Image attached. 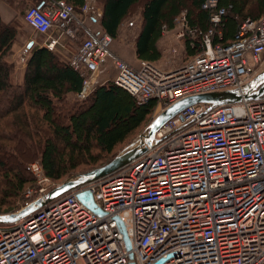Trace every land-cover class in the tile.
<instances>
[{"label": "built area", "instance_id": "obj_1", "mask_svg": "<svg viewBox=\"0 0 264 264\" xmlns=\"http://www.w3.org/2000/svg\"><path fill=\"white\" fill-rule=\"evenodd\" d=\"M81 10L78 16L67 0H51L46 8L28 7L24 20L44 37L43 46L60 52L61 39H76L87 19L102 15L93 0ZM224 10L211 14L215 24L203 33L201 52L170 68L141 59L136 69L114 57L113 82L139 103L156 100V111L191 95L243 87L264 68V14L241 21L233 39L215 42ZM173 31L196 35L185 11ZM169 32L164 25L163 35ZM112 40L107 32L90 34L68 57L83 76L78 98L101 83ZM205 108H184L156 132L155 144L118 170L0 222V264H264V97ZM29 167L36 182L26 187L22 208L61 184L38 160ZM85 191L95 208L79 197Z\"/></svg>", "mask_w": 264, "mask_h": 264}, {"label": "trees", "instance_id": "obj_2", "mask_svg": "<svg viewBox=\"0 0 264 264\" xmlns=\"http://www.w3.org/2000/svg\"><path fill=\"white\" fill-rule=\"evenodd\" d=\"M30 1L41 8L47 2ZM67 1L76 11L85 3ZM141 1L142 26L135 53L138 59L148 61L162 58L164 25L173 31L175 18L182 11L196 30V35L187 33L181 38L185 59L204 49L202 36L215 24L211 21L214 10L225 9L217 23L221 35L216 31L212 36L215 42L233 39L241 21L264 14V0H217L215 7L203 6L206 0H103L101 30L117 38L131 8ZM19 27L13 18L6 21L0 13V212L3 206L4 211H14V201L36 181L31 162L38 160L44 173L55 181L102 166L116 156L117 146L147 121L157 105L154 99L139 103L113 80L98 84L87 98H78L82 74L58 51L45 46L32 45L22 78L15 80L7 55ZM104 158L107 160L102 162ZM81 165L89 168L75 171Z\"/></svg>", "mask_w": 264, "mask_h": 264}, {"label": "water", "instance_id": "obj_3", "mask_svg": "<svg viewBox=\"0 0 264 264\" xmlns=\"http://www.w3.org/2000/svg\"><path fill=\"white\" fill-rule=\"evenodd\" d=\"M33 41H30L28 47H31ZM264 97V68L254 78L247 82L241 88H230L220 91L201 93L197 95H191L185 97L174 104L168 106L161 111L151 121L149 126L141 133L140 138L135 141L130 147L126 148L123 152L116 155L110 162L93 168L91 170L78 173L70 178H67L58 186L54 187L46 194L42 195L38 199L32 201L28 205L24 206L20 210L11 213L0 214V222L7 223L19 220L22 217L29 215L37 211L42 206L46 205L49 201L54 200L60 195L70 191L71 189L80 186L89 181L98 179L104 175H107L113 171L123 167L131 160L142 154L153 144L156 143V132L171 118L192 104L206 105L204 112H208L220 105L227 103L239 102L242 100L260 99ZM79 197L91 208H95L96 203L94 201L93 194L89 191H85L79 194ZM101 213L100 209H96ZM130 264H134L131 262Z\"/></svg>", "mask_w": 264, "mask_h": 264}, {"label": "rangeland", "instance_id": "obj_4", "mask_svg": "<svg viewBox=\"0 0 264 264\" xmlns=\"http://www.w3.org/2000/svg\"><path fill=\"white\" fill-rule=\"evenodd\" d=\"M93 2H95V5L101 9L103 0H93ZM32 5H35V4L33 1H30V0H27V1L24 0L23 2H22V0H15L14 1V6H13L14 8L12 11V13L14 14L13 19L15 22L18 23V25L20 27L18 29L17 39H16L15 43L12 45L11 49L9 50L7 58H8L10 66H11V71H12L11 75L15 80H20L22 78L23 71L25 68V67H23V64L26 62V56L32 47L31 46L29 49L27 47L28 43L31 40H33L32 38H34L36 40L34 45L38 44V42L42 43V41L44 39V37L42 35L34 34L30 30L29 26L27 25V23L25 22V20L23 18L26 9ZM75 13L78 16H83V13L81 12V10L75 11ZM141 13H142V1L135 4L131 8L128 16L124 19L122 26L120 27L118 37L113 39L112 43L110 44V47L112 49L114 46H116L118 51L121 50L124 53L125 57L128 56L129 58H131L132 60L129 59V60L133 61L131 63V65L136 69L140 67L139 66L140 62L134 58L133 51L130 48V45H131L130 43L136 38V36L139 32V27H140L141 20H142V14ZM130 24H132V25H130ZM83 37L84 36L80 37L79 39L76 38V39L71 40L74 42V45H72V47H70L69 49L75 52L76 51L75 49L81 43ZM182 42H183L182 39L177 37L175 31H171L166 36H164L160 40V46L162 47V50H163V56L160 60H158V62L164 64L167 68H170V67L178 65L177 62L185 61V57H186L185 54L181 55V53H180L178 56H176L174 53H172V48L174 46L181 48ZM75 44L77 46H75ZM121 45H123V48H121ZM72 51H70V55H71ZM109 57H108L105 65L103 66L101 74H100L101 76H103V78L107 77L106 80L113 79V77L116 73L114 58L109 59ZM101 79L102 78L99 77V81L101 83L106 82V80L102 82ZM156 109L157 108H155L154 111L149 115L147 121H145L123 143H121L117 146L116 151H115L117 153L116 155L123 152L126 148L130 147L131 144H133L135 141H137L140 138L141 133L145 131V129L149 126V124L154 119V117H156L159 114L158 112H160V111H156ZM106 160H107V158H104V160L102 162H105ZM99 163H101V161L98 162L97 164H99ZM87 167L89 168V166L81 165L75 171L82 170V169H85ZM81 172H85V171L76 172L75 174H72L68 178H70V177H72L78 173H81ZM66 179H64L62 181H58V182L62 183ZM35 182L30 184V185H27V186L34 185ZM25 190H26V188L24 189V191ZM24 191L21 194V196L19 197V199L17 201L16 200L14 201L15 204L17 203L15 210L13 209L14 211H10V210L4 211L6 209H4L5 206H3V211L0 212V214L11 213V212H16V211L20 210L26 202Z\"/></svg>", "mask_w": 264, "mask_h": 264}, {"label": "crops", "instance_id": "obj_5", "mask_svg": "<svg viewBox=\"0 0 264 264\" xmlns=\"http://www.w3.org/2000/svg\"><path fill=\"white\" fill-rule=\"evenodd\" d=\"M50 1H51V0H47V2L43 4V8H46V7L50 4ZM13 6H14V4H13V0H11L10 2H6V1H4V0H0V13H1V16L3 17L4 20L8 21V20H10V19L13 18V16H14V14L12 13L13 8H14ZM141 24H142V20H141ZM141 24H140L139 29H140L141 26H142ZM27 25H28V24H27ZM130 25H132V24H130ZM28 26H29V25H28ZM121 26H122V25H121ZM29 28H30V30H31L34 34H38V33H36V32L33 30L32 27L29 26ZM100 32H102V30H101V27H100L99 18H89V19L86 20V27H85V29H84L82 32L79 33L77 39H79V38L82 37V36L86 37V36H88V35H90V34H94V33H95V34H98V33H100ZM84 37H83V38H84ZM32 39H33V40H31V41H33V44H32V45H34V43L36 42V40H35L34 38H32ZM81 39H82V38H81ZM61 40L63 41L64 48H63V49L61 48L59 54H60L64 59L68 60V57L70 56V51H72V50H70L69 48L72 47V45H74V42L71 41V40L68 39V38H63V39H61ZM135 42H136V38L130 43V44H131V45H130V48H131L132 51H133L134 58H135L137 61H139L140 59L137 58L136 53H135ZM28 44H29V43H28ZM36 45L43 46V44L40 43V42H38V44H36ZM119 45H120V44H119ZM75 46H77V45L75 44ZM27 47H28V46H27ZM28 48L30 49V47H28ZM121 48H123V45H121ZM161 48H162V47H161ZM62 50H63V51H62ZM75 50H76V49H75ZM73 52H74V51H72L71 54H72ZM30 53H31V51L28 52V54H27V56H26V62L23 64V67L26 66L27 60H28V58L30 57ZM114 57H120V58H123V59H125L126 61H128L129 63H132V62H133V61H131L132 59L129 58L128 56H127L128 58L125 57L124 53H123L121 50L118 51V49H117L116 46H114L113 49L111 48V56L109 57V59H113ZM126 58H127V59H126ZM129 59H131V60H129ZM130 61H131V62H130ZM114 76H115V75H114ZM99 77L102 78V79H101L102 82L105 81V80L107 79V77L103 78V76H101V75H100ZM103 79H104V80H103ZM20 80H21V79H20ZM108 80H110V79H108ZM108 80H106V81H108ZM111 80H112V79H111ZM72 95H74V93H69L68 96H72Z\"/></svg>", "mask_w": 264, "mask_h": 264}, {"label": "bare ground", "instance_id": "obj_6", "mask_svg": "<svg viewBox=\"0 0 264 264\" xmlns=\"http://www.w3.org/2000/svg\"><path fill=\"white\" fill-rule=\"evenodd\" d=\"M103 32H104V31H103ZM162 111H163V110H162ZM160 112H161V111H160ZM160 112H158V113H160ZM158 113H157V114H158Z\"/></svg>", "mask_w": 264, "mask_h": 264}]
</instances>
